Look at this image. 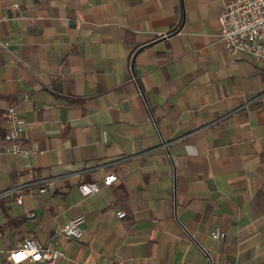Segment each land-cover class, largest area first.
<instances>
[{
    "label": "crops",
    "instance_id": "obj_1",
    "mask_svg": "<svg viewBox=\"0 0 264 264\" xmlns=\"http://www.w3.org/2000/svg\"><path fill=\"white\" fill-rule=\"evenodd\" d=\"M224 1L0 0V147L15 102L34 148L0 152V264L77 214L55 264H264V62L226 52Z\"/></svg>",
    "mask_w": 264,
    "mask_h": 264
},
{
    "label": "built area",
    "instance_id": "obj_2",
    "mask_svg": "<svg viewBox=\"0 0 264 264\" xmlns=\"http://www.w3.org/2000/svg\"><path fill=\"white\" fill-rule=\"evenodd\" d=\"M14 6V5H13ZM73 20L79 23L78 16H73ZM219 23L218 38L224 44L226 52L236 55L239 52L247 53L254 59L264 62V0H225L222 9L217 15ZM0 45L6 46V42L0 41ZM27 98L23 96V100ZM2 117L6 124L2 137L0 152L13 156L28 158L34 148L24 142L25 120L20 115L15 102L8 103L2 110ZM103 139L105 133L103 132ZM21 169L30 167L28 162L19 166ZM116 179L113 173L107 174L102 179V185H109ZM51 180L50 177H40L37 181L42 184L39 191L46 189V184ZM20 183H16L0 190V198L5 195H12L17 203H21ZM82 195L96 193L100 189V184L95 181H82L78 185ZM117 217H123L125 212L121 209L115 212ZM26 216L31 217V212H26ZM84 216L77 214L66 222L53 229L47 245H42L33 237L22 238L19 244L11 249L7 254V259L12 264L28 262V264H55L64 256L61 249L62 243L68 239H79L82 236V225ZM209 235L212 238L220 239L225 232L219 227L214 226ZM122 260H116L115 264H122ZM83 264H102L94 259H87Z\"/></svg>",
    "mask_w": 264,
    "mask_h": 264
}]
</instances>
